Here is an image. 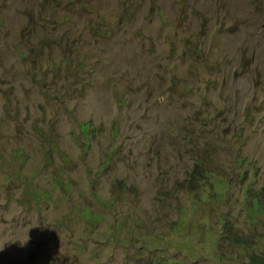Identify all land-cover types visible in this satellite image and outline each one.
<instances>
[{"label": "rangeland", "instance_id": "rangeland-1", "mask_svg": "<svg viewBox=\"0 0 264 264\" xmlns=\"http://www.w3.org/2000/svg\"><path fill=\"white\" fill-rule=\"evenodd\" d=\"M198 154L219 201L189 188ZM248 184L264 0H0V264H247L210 238L251 236Z\"/></svg>", "mask_w": 264, "mask_h": 264}, {"label": "trees", "instance_id": "trees-1", "mask_svg": "<svg viewBox=\"0 0 264 264\" xmlns=\"http://www.w3.org/2000/svg\"><path fill=\"white\" fill-rule=\"evenodd\" d=\"M89 124H82V128H89ZM197 162L194 163L191 172L189 173V178L187 183L191 191L200 188L202 190V196L200 200L207 201L211 198H214L215 201H219L221 193L219 187L229 190L232 187L231 178L224 179L215 175V172L208 167L207 161L201 155H197ZM249 161L247 159H241L236 162V169L240 172L242 168L247 167ZM238 175V174H237ZM236 175V176H237ZM233 178L234 175H233ZM251 185L248 184L244 187V203H246V216L249 225L250 237H245L242 235V232L238 229H233L231 224L228 223L226 219L223 220V229L219 241L210 238L211 242L216 245V247L225 248V245H229L230 249L234 252L233 255L236 256L238 253L234 249L239 248L242 253L248 255L247 264H264V252L259 253H249L248 251H254L255 248H260L261 244V232L264 234V188L261 189H252ZM209 187V189H207ZM195 200V197H193ZM224 252L217 253L214 258H217L219 261L222 260ZM216 260V259H215Z\"/></svg>", "mask_w": 264, "mask_h": 264}]
</instances>
